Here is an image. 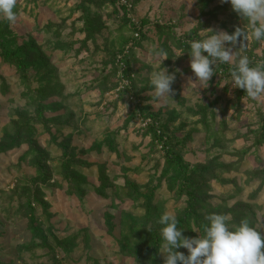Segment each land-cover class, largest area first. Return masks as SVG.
Returning <instances> with one entry per match:
<instances>
[{"label": "rangeland", "instance_id": "374dc122", "mask_svg": "<svg viewBox=\"0 0 264 264\" xmlns=\"http://www.w3.org/2000/svg\"><path fill=\"white\" fill-rule=\"evenodd\" d=\"M129 1L131 20L144 35L130 52L138 109L130 96L119 101L112 94L118 82L114 60L134 36L118 3L16 0L15 23L0 18L15 48L34 41L49 60L24 76L0 59V140L16 122H28L48 157L43 171H51L50 182L39 183L47 205L37 209L48 247L19 249L41 244L31 236L21 195L38 183L39 172L29 146L0 153V264H140L137 233L125 218L143 216L144 200L137 195L151 192L154 203H162V214L174 217L187 200L164 178L166 156L148 129L151 117L173 138L211 206L247 205L251 224L264 236V145L256 141L264 124V94L239 97L231 77L217 71L219 62L208 86H202L188 52L172 35L183 38L193 31L203 40L209 29L229 34L244 29L248 39L241 48L238 39L232 48V64L224 63L230 67L241 56L250 65L264 61V41L253 39L247 23L220 0ZM158 26L172 31L170 37ZM161 67L175 72L176 79L174 93L157 98L150 77ZM39 90L46 108L41 118L34 98ZM65 161L75 163L74 170L70 167L75 185L60 173ZM51 236L69 240L68 252L52 244Z\"/></svg>", "mask_w": 264, "mask_h": 264}, {"label": "trees", "instance_id": "16d2710c", "mask_svg": "<svg viewBox=\"0 0 264 264\" xmlns=\"http://www.w3.org/2000/svg\"><path fill=\"white\" fill-rule=\"evenodd\" d=\"M129 4L131 2L126 0ZM101 3L117 4L120 6L121 10L126 19V23L129 24L130 28L134 32L132 40L127 43L124 51H121L120 54L114 60V69L118 73L120 65L118 60L123 61L126 70L125 76L129 79V86L125 87L117 95V99L120 101L126 96L134 97L132 102L136 104V96L132 90L134 74L132 67L130 65V52L134 49L135 44L140 40L144 39L142 29H140L136 24H133L131 20L130 13L132 12L131 8H128L125 4H120L119 0H100ZM101 5V4H99ZM233 12V11H232ZM236 19H241L233 12ZM87 28L89 34L95 32L92 23H87ZM101 27H99L100 29ZM158 29L161 34H167L170 37L172 31L167 30L166 26H158ZM8 26L0 25V59L8 64L11 67H14L20 73L26 75L29 68H35L39 70L44 66H47L49 63L48 58L43 53L42 48L37 46L34 41H30L27 45L15 48L12 45L10 38L8 37ZM173 39L178 43L179 48H182L186 51L190 50V42L193 40H199L195 32L191 31L187 33L183 38H177L175 35H172ZM166 50L169 52L167 41L165 42ZM170 53V52H169ZM264 62V61H262ZM262 62H255L250 66H256ZM232 67L226 64H217V71L224 73L226 72L230 76V70ZM118 82L112 88V91L116 89ZM247 96L243 89H239V97ZM37 109L39 112L40 118L43 117L45 108L44 105V96L41 90L37 91L34 97ZM141 108V106H140ZM136 109H138V103L136 104ZM134 108L133 111H136ZM141 112V110H140ZM139 112V114H140ZM151 124L148 126V129L152 131L154 138V143L161 145L166 156V170L164 172V178L169 177L170 180V190L175 191L178 197H186V207L179 212L175 218L177 221V228L182 232V235L186 237H198L204 235V228L207 225L206 216L210 214H221L227 218V224L230 228L239 225L242 220H247L249 225L254 228V225L251 224L248 214L250 207L245 204L237 203L235 206L227 209L225 208H216V210L211 206L210 201L207 198L208 191L200 184V181L196 179V174L194 171H190L189 166L184 162L182 156L178 154L175 149L177 144H175L172 137L167 136L162 124L154 119L150 118ZM257 143L259 145H264V124L262 131L260 132L259 137L257 138ZM22 146L30 147V154L33 155V165L38 169L39 178L38 183L34 186H28L21 193L22 197L25 198V208L27 211L28 218V228L31 233V236L35 239L41 241L40 245H27L19 249H25L26 251H33L35 247H48V240L46 237V230L43 227L44 223L41 218L37 216L38 208H45L47 203L44 201V194L40 188V184H45L50 182L51 171L49 168L46 171H43V167L46 166L48 157L47 154H44L42 148H39L38 142L35 139L34 128L28 122H16L12 132L5 130L3 137L0 140V153L9 152L15 148H21ZM110 148H113L112 145ZM45 152V151H44ZM74 170L75 163L70 161H65L61 169V175L65 180L70 181L75 185V177L72 172H70V167ZM59 169V171H60ZM197 170H203V168H198ZM208 172V171H207ZM172 175L170 176V174ZM263 173V172H262ZM264 176V173H263ZM217 179V178H215ZM72 185V186H73ZM133 188H137L133 185ZM80 187L78 186V191ZM136 192V189H135ZM137 198L144 200L142 202V207L145 209V212L141 218H134L131 216H126V223L132 227L134 233H137L136 237L138 239V248L136 250L137 258L140 264H163L164 261V252L162 238L160 236V229L163 227L158 223L160 216L162 215V203L155 202L154 196L151 192H148L146 195L138 194ZM248 209V210H247ZM43 211H45L43 209ZM135 226H138V229H134ZM131 231V228H130ZM132 232V231H131ZM129 233V236H132L133 233ZM139 234H143V237H138ZM50 241L57 248H62L65 252L71 248V242L69 240H58L56 237L51 236ZM177 251L183 252L187 255V250L184 248L177 249ZM179 264V262H178Z\"/></svg>", "mask_w": 264, "mask_h": 264}, {"label": "clouds", "instance_id": "9594fccd", "mask_svg": "<svg viewBox=\"0 0 264 264\" xmlns=\"http://www.w3.org/2000/svg\"><path fill=\"white\" fill-rule=\"evenodd\" d=\"M220 3L229 4L231 10L247 23L253 39L264 41V0H220ZM15 6L16 0H0V18L9 25L16 20ZM209 31L211 35L206 39L191 41L187 51L190 69L196 82L202 86H208L217 62L232 64V48L237 45L238 39L240 48L248 39V33L240 27H236L231 34L224 30ZM158 55L164 56L163 51ZM230 77L232 87L243 89L248 97L256 98L264 94V62L250 66L248 57L241 56L231 68ZM175 79V72L169 73L164 67L154 71L150 86L155 97L174 93L172 84ZM205 219L208 223L204 235L190 238L182 235L183 231L177 228L173 215L165 212L160 216L158 223L163 226L160 236L165 249L163 264H264V236L247 220L230 228L224 215L210 214ZM180 248L186 249L187 255L177 251Z\"/></svg>", "mask_w": 264, "mask_h": 264}, {"label": "built area", "instance_id": "2783aa9c", "mask_svg": "<svg viewBox=\"0 0 264 264\" xmlns=\"http://www.w3.org/2000/svg\"><path fill=\"white\" fill-rule=\"evenodd\" d=\"M119 3L125 4L128 6V8H131V4H129L126 0H119ZM118 63L120 65L119 71L117 73L118 85H117L116 89L112 91V94H114L116 98L118 96L117 94L119 92H121L123 89H125V87L129 86V84H130L129 79L125 76L126 66H125L124 62L120 61V58H119ZM130 100H133V97H131Z\"/></svg>", "mask_w": 264, "mask_h": 264}]
</instances>
